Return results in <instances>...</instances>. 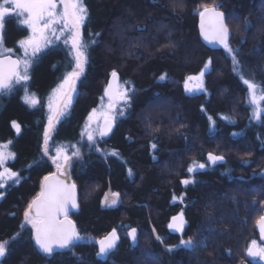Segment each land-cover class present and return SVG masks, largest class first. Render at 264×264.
Listing matches in <instances>:
<instances>
[{
	"label": "trees",
	"instance_id": "16d2710c",
	"mask_svg": "<svg viewBox=\"0 0 264 264\" xmlns=\"http://www.w3.org/2000/svg\"><path fill=\"white\" fill-rule=\"evenodd\" d=\"M83 2L84 39L96 43L78 81L81 94L56 125L52 142L70 151L78 145L81 154L70 174L78 195L70 216L84 239L46 256L30 225H23L43 177L53 171L43 155L48 98L73 67L69 47L59 42L38 53L25 84L0 95V143L15 153L6 167L20 176L0 188V242L9 245L0 264H264L246 253L254 240L264 246L256 229L264 213V103L254 118L232 53L206 47L198 29L203 5H220L243 77L264 85V0ZM3 32L4 47L16 51L28 35L15 15L5 17ZM113 71L122 85L129 82L130 107L116 117L109 136L90 144L85 121L101 104ZM201 71L204 90L188 91L187 78ZM26 96L38 103L30 105ZM209 153L224 162L212 166ZM194 163L205 168L189 173ZM186 179L194 183L183 184ZM109 192L119 193L114 205L104 203ZM180 213L185 229L175 235L169 222ZM132 228L138 230L136 245L128 236ZM113 229L119 242L100 255L97 242ZM182 239L194 246L185 248Z\"/></svg>",
	"mask_w": 264,
	"mask_h": 264
},
{
	"label": "snow or ice",
	"instance_id": "6c2138e0",
	"mask_svg": "<svg viewBox=\"0 0 264 264\" xmlns=\"http://www.w3.org/2000/svg\"><path fill=\"white\" fill-rule=\"evenodd\" d=\"M220 5L209 6L203 5L202 10L198 12L200 17V27L205 39L222 44L229 53H232L234 70L240 74L242 82L247 86L249 91L250 103L255 106L256 111L253 113L254 118H259L261 114L260 105L264 103V85H259L253 80L243 77L242 68L237 54L228 44L229 29L225 23L224 13L218 11ZM15 15L20 19V23L27 25L31 29V35L26 39L20 40L19 46L23 49V58L13 59L8 53L12 50L3 45L2 32L4 28L5 17ZM88 17V9L83 0H0V94L11 93L15 85L25 84L29 80V70L32 67L34 58L43 49L48 48L57 41L69 47L71 54V63L74 65L72 70L67 72L63 77L62 83L55 90L54 96L50 98L48 108L50 115L48 117V131L44 133L43 155L47 156L49 152L48 141L49 131L54 129L55 124L66 116V110L71 105L73 96L77 94L76 83L84 73L85 66L88 64V49L90 45L95 44V39L85 41L83 28ZM59 26V29H58ZM211 60L205 65L207 68ZM205 73L201 71L196 76H189L185 82V88L188 91L204 90L203 77ZM111 81L105 88L104 97H101V111L97 113L96 109L88 117V121H96L102 118L103 125L97 123L93 130L86 131L87 140L95 144L97 134L102 138L111 132L115 124L117 115H123V108L130 107L131 96L129 88L119 82L116 71L111 73ZM161 80L165 76L160 77ZM195 81L196 87H189V83ZM105 97L107 103L105 104ZM25 100L30 105H36L38 101L34 96H26ZM119 105L123 107L118 108ZM13 127L17 131L20 125L13 122ZM90 125H86V128ZM10 143V142H9ZM8 145H0V166L7 163L8 160L15 159V153L6 151ZM155 148V144L152 145ZM115 154V153H113ZM76 157L80 153L77 149L74 152ZM72 156L66 154L63 147H56L55 156L51 157L52 162L56 165L57 172L45 176L44 183L39 194L28 205L24 213L27 223L32 225L35 230V243L41 251L50 256L54 251L69 248L74 242L84 239L77 231L75 223L68 218L69 208L77 207L76 203V185L68 178L69 161ZM208 159L212 163L222 161L223 156H217L209 153ZM204 164L194 163L189 167L188 172L192 173L196 169H204ZM20 179L19 173L11 168L4 167L0 171V188L6 181L17 183ZM183 184L194 183V181L184 180ZM111 203H117L119 193H113ZM108 202V198H105ZM183 213L172 217V223L169 227L175 231L183 233L184 231ZM257 227L262 239H264V216L257 220ZM129 236L133 242L137 239V230L132 228ZM159 239V237H157ZM118 235L113 229L107 236L99 240V254L107 255L115 249ZM180 245L185 248L193 247V241L181 240ZM9 245L7 242H0V259L8 253ZM171 250V249H169ZM249 256H259L264 259V246L258 245L257 241H252L248 249Z\"/></svg>",
	"mask_w": 264,
	"mask_h": 264
},
{
	"label": "rangeland",
	"instance_id": "374dc122",
	"mask_svg": "<svg viewBox=\"0 0 264 264\" xmlns=\"http://www.w3.org/2000/svg\"><path fill=\"white\" fill-rule=\"evenodd\" d=\"M21 19V18H20ZM24 25V24H23ZM26 27H27V25H25ZM27 29H28V35H27V37L29 36V35H31V29H29L28 27H27ZM58 29H59V26H58ZM27 37H25L24 39H26ZM62 40H63V37H61V41H57V42H55V43H59V42H62ZM54 43V44H55ZM230 46V45H229ZM231 47V46H230ZM7 49H11L12 51L10 52V53H15V52H17V53H19V54H21V56H22V58H23V55H24V52H23V49L21 48V47H19V49L16 51V49H14V48H7ZM46 49V48H45ZM226 49V48H225ZM233 50H234V48H232ZM44 50V49H43ZM226 51H228L227 49H226ZM74 66V65H73ZM85 70V69H84ZM204 80H205V78L203 77V86H204V88H205V85H204ZM62 83V82H61ZM16 86H18V85H16ZM59 86V85H58ZM57 86V87H58ZM197 85H196V82L195 81H192V82H190L189 83V87H191V88H195ZM57 87L55 88V89H53V91L51 92V94L49 95V98H48V104H49V100H50V98H52L53 96H54V93H55V90L57 89ZM76 88H77V94H75L74 96H73V99H72V103H71V105L67 108V110H66V114H68L69 112H70V110L73 108V106L75 105V103H76V101L78 100V98H79V96H80V94H81V90L79 89V87H78V81H77V83H76ZM203 91V90H202ZM192 92H198V91H192ZM37 100V99H36ZM48 104H47V111H48V117H49V115H50V112H49V108H48ZM106 104V103H105ZM120 107H123L122 105H119L118 106V108H120ZM96 110H97V113H98V116H99V113H100V111H101V104L97 107V108H95ZM92 113V112H91ZM90 113V114H91ZM89 114V115H90ZM89 115L87 116V118H86V121H85V126H84V137L87 139V137H86V135H85V133H86V131H90V130H93V129H95L96 127H97V123H99L100 124V126H101V123L103 122L102 121V118L101 119H99V120H96V121H92V122H90V121H88V117H89ZM120 115H117V117H119ZM58 123H56L55 124V127H56V125H57ZM86 125H90V127H87L86 128ZM55 127H54V129H52L51 131H49V137H50V139H49V141H48V147H49V152H48V155H47V158L49 159V161H50V163L52 164V167H53V169L54 170H57V168H56V165L52 162V160H51V157H53V156H55V149H56V147H63L64 148V150H65V152H66V154L67 155H69V156H72V159L69 161V164H70V167H69V175L71 174V169H72V165H73V163H74V161L76 160V156L74 155V152L77 150V148H78V145H77V147H75L74 148V150L73 151H70L69 150V148L68 147H66L65 145H63V144H53V142H52V134H53V132H54V130H55ZM46 131H48V118H47V125H46ZM83 137V138H84ZM99 138H101L98 134H97V137H96V143L98 142V139ZM88 143H90V142H88ZM90 144H92V143H90ZM0 145H8L9 146V144L8 143H0ZM95 145V144H94ZM6 151H10L9 150V147H7V149H6ZM98 152H103L104 151V149H101V148H99L98 150H97ZM11 152V151H10ZM80 153V152H79ZM81 155V154H80ZM79 155V156H80ZM8 162V161H7ZM7 164V163H6ZM5 164V165H6ZM4 165V166H5ZM4 168V167H3ZM3 171V170H2ZM39 194V193H38ZM113 193H111V192H109V193H107V195H106V197L108 198V202L106 203L105 201H104V203H105V205H113L112 203H111V200H112V198H113V195H112ZM118 200H119V197H118V199H117V202H118ZM23 225H30V226H32L31 224H29V223H27L26 222V220H25V217H24V222H23ZM259 245V244H258ZM260 246H263V245H260ZM263 261H264V259H263Z\"/></svg>",
	"mask_w": 264,
	"mask_h": 264
},
{
	"label": "water",
	"instance_id": "95a60500",
	"mask_svg": "<svg viewBox=\"0 0 264 264\" xmlns=\"http://www.w3.org/2000/svg\"><path fill=\"white\" fill-rule=\"evenodd\" d=\"M218 11L224 13L225 23L227 24V21H226V13H225L224 11H222L221 9H219V8H218ZM227 26H228V25H227ZM198 29H199V33H200L201 41L204 43V45H205L206 47H208V48L218 49V48H220V47L223 46L222 44L212 42L210 39H205L204 35L202 34L201 27H200V17H198ZM228 29H229V36H228V41H227V42L230 41L231 36H232V34H231V30H230L229 27H228ZM2 38H4V32H2ZM8 55H10L13 59L18 58L17 56L12 55V54H8ZM117 74H118V78H119V82H120V74H119L118 72H117ZM111 79H112V78H111V75H110L109 80H108V83L111 81ZM108 83H107V85H108ZM107 85H106V87H107ZM106 87H105V88H106ZM104 94H105V90H104ZM105 98H106V97H105ZM106 99H107V98H106ZM102 125H103V122L101 123V127H102ZM114 127H115V124L113 125L111 132H109L106 136H109V135L112 133ZM106 136H104V137H106ZM213 155H215V154H213ZM217 156H220V155H217ZM224 160H225V158H224L222 161H217L216 163H212L210 160H209V161H210V163H211L212 165H217V164L223 163ZM56 172H57V170H55L54 172H52V173H50V174H47L46 176L51 175V174L56 173ZM68 178L70 179L71 182L74 183V181H73V179H72V177H71L70 175H68ZM43 183H44V179H43L42 185H43ZM76 203L78 204L77 187H76ZM75 209H76V207H74V208L70 207V208H69V211H68V218H69L70 220H72L74 223H75V221L71 218L70 215H71V213H72ZM178 215H179V214H175V215L172 216V217H175V216H178ZM262 216H264V213H263ZM172 217H171V219H170L169 225L172 223ZM183 217H184V216H183ZM75 225H76V223H75ZM76 228H77V226H76ZM135 229H136V228H135ZM184 229H185V224H184ZM256 229H257V232H258V234H259V238H260L261 243L264 244V239H262V237H261L260 231H259V229H258V227H257V223H256ZM136 230H137V229H136ZM130 231H131V229L129 230V232H130ZM169 231H170L172 234H175V235H182V234L184 233V231H183V233H180V232H178V231H175V230L171 229L170 227H169ZM129 232H128V236H129ZM109 233H110V232H109ZM109 233H108V234H109ZM108 234H107V235H108ZM107 235H105V236H107ZM105 236H104V237H105ZM104 237H102L101 239H103ZM129 238H130L132 244H133V245H136L137 242H138V230H137V239H136L135 242H133V240L131 239L130 236H129ZM101 239H100V240H101ZM118 242H119V236H118V240L116 241V246H117ZM35 246H36V248L38 249L39 252H41L42 254H44V253L41 251V249L39 248V246L36 245V243H35ZM250 246H251V244L249 245V247H250ZM98 247H99V244H98ZM249 247H248V249H249ZM115 248H116V247H115ZM66 249H68V248H65V249H59V248H57V249L54 251V253H56V252H60V251H64V250H66ZM248 249H247L246 253L248 252ZM114 250H115V249H113V250L110 251L109 253L113 252ZM54 253H53V254H54ZM53 254H52V255H53ZM44 255H46V254H44ZM46 256H48V255H46ZM50 256H51V255H50ZM247 256H248V258H250V259H252V260H258V259L261 258V257H259V256H249L248 254H247Z\"/></svg>",
	"mask_w": 264,
	"mask_h": 264
},
{
	"label": "flooded vegetation",
	"instance_id": "af4514ba",
	"mask_svg": "<svg viewBox=\"0 0 264 264\" xmlns=\"http://www.w3.org/2000/svg\"><path fill=\"white\" fill-rule=\"evenodd\" d=\"M16 86V85H15ZM1 95V94H0ZM12 160V159H11ZM10 160H8V162H9ZM8 162H7V164H8ZM6 164V165H7ZM210 164V163H209ZM6 165L4 166H0V171H2L3 170V167H6ZM211 165V164H210ZM218 165V164H217ZM217 165H212V166H217ZM7 168H9V166H7ZM14 171V170H13ZM55 170L53 169V171H51L50 173H52V172H54ZM16 172V171H15ZM50 173H48V174H50ZM44 178V177H43ZM8 182H10V181H6L5 182V184L6 183H8ZM42 182H43V180H42ZM41 187H42V183H41ZM41 190V189H40ZM40 192V191H39ZM38 195V194H37ZM4 198V192L3 191H0V201L2 200ZM184 221H185V223H186V220H185V218H184ZM31 228H32V226H30ZM32 230H33V240H34V244H35V239H34V237H35V230L32 228Z\"/></svg>",
	"mask_w": 264,
	"mask_h": 264
}]
</instances>
